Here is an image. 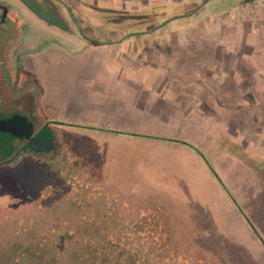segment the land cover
<instances>
[{
  "label": "crops",
  "instance_id": "obj_1",
  "mask_svg": "<svg viewBox=\"0 0 264 264\" xmlns=\"http://www.w3.org/2000/svg\"><path fill=\"white\" fill-rule=\"evenodd\" d=\"M119 1L100 0L110 9ZM137 1L144 2L140 14L124 18L142 20L137 28H112L116 38L74 51L57 44L22 50L23 67L41 89L43 114L62 130L88 132L106 154L112 144L142 154L137 165L146 195L162 198L182 232L189 229L186 237L211 246L213 264H264V0L242 2L261 7L250 30L238 25L234 34L219 28L224 12L207 10L235 0H163L169 6L162 12L158 0ZM24 12L53 35V26L27 7ZM204 18L217 25L186 26ZM52 46L84 60L85 75L49 80L45 54ZM236 92L243 103H236ZM252 100L259 101L254 111ZM237 106L244 121L259 116L258 124H237ZM36 171L29 164L25 172L3 169L0 175L22 179Z\"/></svg>",
  "mask_w": 264,
  "mask_h": 264
},
{
  "label": "rangeland",
  "instance_id": "obj_2",
  "mask_svg": "<svg viewBox=\"0 0 264 264\" xmlns=\"http://www.w3.org/2000/svg\"><path fill=\"white\" fill-rule=\"evenodd\" d=\"M4 1L10 3L26 23L23 32L18 33L16 44L17 49L23 51L45 44H57L74 51L82 43L116 38L111 29L116 26L135 28L142 19L128 20V17L138 14L144 4L137 0L119 1L121 10L117 11L116 4H111L110 9L106 6L109 2L100 0H76L69 5L55 0H28L45 17L61 22V26L48 23L54 27L51 35L41 29L38 24L41 20L36 19L35 23L28 20L24 8L29 7L23 0ZM243 1L247 0H235L217 8L210 6L207 12L225 13L220 16L223 20H219L223 24L219 28L224 32L230 29L234 34L238 25L248 31L253 25L251 18L258 14L261 6L253 2L247 5ZM137 6L138 9L134 8ZM167 6L169 4L163 0L157 1L158 11H164ZM232 12L236 16H231ZM255 20V24L260 25L261 22ZM163 22L159 20L157 26L162 27ZM191 23L186 26L217 25V21L205 18ZM219 54L220 59L227 58L222 52ZM65 55L62 48L53 46L45 54L49 80L68 81L85 75V68L81 66L84 60ZM231 63L227 61L224 66L228 68ZM241 86L248 90L247 85ZM242 95L236 92V103H243ZM221 102L224 104V99ZM251 102L254 111L259 101ZM239 109L237 124H258L259 116L245 117L244 121L242 106ZM205 111L208 113V108ZM224 118L228 116H221V120ZM261 122L264 123V118ZM62 131L71 139L70 153L76 159L66 173L59 172L52 164H44L39 167V173L28 178L0 175V264H20V256L28 251L38 253V264H106L105 257L116 258L119 264H213L211 246L186 237L189 229L182 232L175 216L160 201L162 198L146 195L147 180L141 178L143 169L137 165L142 154H132L117 144L109 146L106 154L97 138H90L88 132L73 131L68 125L63 126ZM252 137L255 138L254 133ZM216 264L219 263L216 261Z\"/></svg>",
  "mask_w": 264,
  "mask_h": 264
},
{
  "label": "flooded vegetation",
  "instance_id": "obj_3",
  "mask_svg": "<svg viewBox=\"0 0 264 264\" xmlns=\"http://www.w3.org/2000/svg\"><path fill=\"white\" fill-rule=\"evenodd\" d=\"M24 26L9 3L0 0V171L25 172L31 164L39 173V167L52 164L66 173L76 160L70 153L72 141L60 123L45 118L41 89L23 67V51L16 44Z\"/></svg>",
  "mask_w": 264,
  "mask_h": 264
},
{
  "label": "trees",
  "instance_id": "obj_4",
  "mask_svg": "<svg viewBox=\"0 0 264 264\" xmlns=\"http://www.w3.org/2000/svg\"><path fill=\"white\" fill-rule=\"evenodd\" d=\"M27 5L28 7L33 11L35 12L41 19L45 20L47 23L51 24V25H56V26H61V22L59 20H55L53 18H50V17H45L44 15H42V13L32 4L30 3L28 0H23ZM94 44L96 45H99L101 43L99 42H93ZM258 234V233H257ZM261 238V237H260ZM263 244H264V241H263ZM95 247V245H94ZM97 248V246H96ZM103 255V254H102ZM39 255L38 253H35L33 251H28L26 253H23L19 260H20V264H38L39 263ZM118 259L114 258V259H110L108 257H105V263L106 264H112L111 262H115V264H119ZM95 264V263H93Z\"/></svg>",
  "mask_w": 264,
  "mask_h": 264
}]
</instances>
